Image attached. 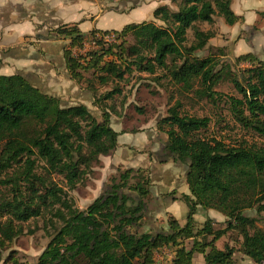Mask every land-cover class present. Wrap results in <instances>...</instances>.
<instances>
[{"label":"trees","instance_id":"trees-1","mask_svg":"<svg viewBox=\"0 0 264 264\" xmlns=\"http://www.w3.org/2000/svg\"><path fill=\"white\" fill-rule=\"evenodd\" d=\"M233 1L171 0L177 10L161 5L153 12L163 26L131 23L120 31L87 34L79 23L52 29L57 37L70 39V46L97 32L117 33L119 43L87 59L73 57L67 48L64 52L71 79L92 94L100 118L86 104L62 106L59 98L21 74L0 75V263L12 259H4L3 253L27 233L26 225L42 221L50 241L35 264H155L154 254L164 246L176 248L173 264H194L196 254L204 256L205 264H237V255L264 264V227L245 214L264 211V62L252 53L238 56V64L251 66L240 76L222 59L226 46L214 49L219 58L197 56L220 35L202 24L215 25L216 17L228 26L242 22ZM189 31L194 37L190 45ZM127 37L133 43L124 47ZM134 72L154 76L155 82L167 79L174 88L167 115L157 123L158 132L167 136L159 163L171 159L188 168L190 194L180 197L188 208L186 224L169 216L168 229L156 233L138 231L151 198L148 169L120 167L85 210L70 195L94 173L102 156L117 149L118 137L125 132H118L112 119L124 116L128 97L119 85L106 93L102 87L124 82ZM223 81L241 95L226 98L231 115L258 142L204 137L211 119L184 112L183 100L217 106L225 98L216 91ZM199 208L220 213L225 218L222 227L211 218L198 223ZM206 236L211 240L202 243ZM220 240L222 249L217 246Z\"/></svg>","mask_w":264,"mask_h":264},{"label":"crops","instance_id":"crops-1","mask_svg":"<svg viewBox=\"0 0 264 264\" xmlns=\"http://www.w3.org/2000/svg\"><path fill=\"white\" fill-rule=\"evenodd\" d=\"M138 3L139 0L130 4L127 1H119L115 6L104 10L102 3L97 0H0V75L21 74L33 86L59 98L62 103L70 98L74 101L70 102L73 105L86 104L90 109L95 108L92 94L81 90L70 77L64 55L65 41L58 39L50 31L73 23H79L85 34L92 30L119 31L127 24L138 23L145 16L129 14L140 8ZM232 9L243 20L229 26L230 30L234 31L231 37L226 36V44L220 47L233 42L236 57L252 53L264 62V15H261L264 13V0H234ZM153 11L152 6L148 13ZM115 22L118 26L111 27L110 24ZM215 39L217 37L210 41V45ZM115 129L125 132L118 137L117 149L102 158H113L118 167L121 165L123 168L148 169L152 181L151 196L158 205L153 217L155 225L157 220L162 221L161 224L158 223V227L166 229L167 218L173 216L184 226L188 212L185 209L188 208L179 195H189L190 190L186 174L182 173L183 165L173 161L159 164L155 155L150 157V152L147 151L159 136L157 127ZM138 135L146 136V139L137 141ZM132 136L135 137L136 144L129 140ZM166 141L167 138L162 145H165ZM153 152L151 150V153ZM173 192L175 199L164 201L165 197L162 195L167 196ZM204 212L216 223L220 224L225 220L217 211L198 209V213ZM151 229L146 226L145 231ZM197 255L201 254L194 256L193 263L205 264V260L195 262Z\"/></svg>","mask_w":264,"mask_h":264},{"label":"rangeland","instance_id":"rangeland-1","mask_svg":"<svg viewBox=\"0 0 264 264\" xmlns=\"http://www.w3.org/2000/svg\"><path fill=\"white\" fill-rule=\"evenodd\" d=\"M102 3L103 9H109L112 6H115L116 3L119 1H127V3L136 2L137 0H97ZM140 8L132 11L129 13L130 15L132 13H135L134 16L143 14V18L138 21V23L141 22H155L159 26H163V23L159 22L158 20H155L153 17V13H148V10L150 11L152 9V6L154 10L161 6V5H168L174 10H177V8L171 3V0H139ZM148 9V10H147ZM154 12V11H153ZM215 25H209V24H202L201 27L205 30L208 29H214L217 30L220 34L217 39H215L211 44L212 47L207 48L206 50L200 52L197 54L200 58H205L210 55L215 54L217 58H219L222 55H219V53L214 50L216 47H220L224 44H226V36L229 38L231 37V34L234 30H230L231 28L229 26H226L224 21L216 17ZM127 24V23H126ZM71 25V24H69ZM111 27L118 26L115 23L110 24ZM126 26V25H125ZM120 31V30H119ZM238 33V30H236ZM87 34V33H86ZM32 38V37H31ZM29 38V39H31ZM58 39L65 41V48L68 49L70 46V39L66 38H60ZM193 33L191 31L188 32V45H190L193 41ZM119 39H117V43H119ZM133 43V40L131 37H127L125 41V46L128 47ZM234 50V44L233 42H230L226 46V54L222 58L223 61L231 63L232 71L234 73H237L240 75V71L243 69L250 68V63H241L238 64L236 62V55L233 52ZM125 54V53H124ZM109 59V58H108ZM127 59L126 55L124 56V60ZM161 72H159L160 74ZM241 76V75H240ZM127 80L124 82H115L109 85V88L102 87V93H106V91L115 88L117 85L122 88L124 95L128 97L127 101V108H126V114H124L123 117H113L112 122L113 126L119 130H131L130 128L133 127L136 129V127H157L158 122L167 115L168 107L172 104V102L168 101V98L170 96V92L174 88L169 85V82L167 79H162L161 82H155L153 79L154 76H150L146 73H139L134 72L132 75H127ZM81 89V88H80ZM82 90V89H81ZM216 91L219 93H222L225 95V98L217 104V106L212 105L210 102L203 101L199 103L198 105H191L188 101L183 100L185 103L184 112L186 114H190L192 116H201V117H209L211 119L210 127L206 131L202 132V136L204 137H218L219 139H223L226 143H236L241 142L243 140L248 141L249 144L254 143V141L258 142V139L256 136L248 130H244L242 127L236 123L233 116L231 115V112L229 110V105L227 104V99L230 96L240 98L241 95L238 93V91L235 89L234 85L229 81H223L219 84V86L216 88ZM68 99V98H67ZM122 98L120 100L118 99L116 101L117 104H120ZM74 102L72 99L64 100L62 103V106H72L70 102ZM137 107H140L142 110V113L137 110ZM94 116L97 118H100L99 111L95 110V108L91 109ZM124 111V112H125ZM123 112V113H124ZM158 135L155 139V142L148 147L147 151L150 152V154H154L156 157L157 162L161 158H163V149L164 144L162 145V142L164 143V140H166L167 136L163 133L158 132ZM134 136L132 138H129V140L134 141L133 144H136V140H134ZM137 141L140 139H146V136L138 135ZM260 141V140H259ZM151 150L154 151L151 153ZM113 158H100V162L94 166V173L86 178V181L84 184H80L75 191L70 193V195L75 199L76 205L81 209L85 210L95 199L100 197L104 190L106 189V185L109 184V179L113 175H117L118 169L123 168L121 165L119 167L115 162L112 160ZM171 159L168 161L170 162ZM162 164V163H159ZM183 165L182 173L185 175L187 171V166ZM121 167V168H120ZM127 169V168H124ZM137 169V168H136ZM139 169V168H138ZM186 177V175H185ZM170 196V197H169ZM180 197L182 196L179 195ZM164 201L173 199L174 195L170 194L167 196H163ZM153 197L149 200H147V206L144 212V218L142 220V226L140 229L138 228V231L145 230L146 226L147 228H152L151 231L156 233L163 229V227H158V223L161 224L162 221H158V223L155 225L156 221L153 220V217L155 216V212L158 210V205L155 201H153ZM188 211V209H185ZM205 211V210H204ZM184 212H182L183 215ZM245 214L249 217L257 218L259 219V225L261 227H264V211L259 212L258 210H248L245 212ZM167 216V215H166ZM197 221L198 223L204 222L206 219H208L207 214L197 213ZM169 220V218H167ZM167 220V222H168ZM183 220H185L183 218ZM166 222V223H167ZM168 224V223H167ZM216 224L217 227L221 226L222 223ZM167 225L164 227L166 228ZM169 227V226H168ZM26 234L19 237L14 241V243L11 245L10 249L3 253L4 259H7L9 256H12V259L7 262L3 263V261L0 264H15L14 260L16 261V264H35L37 262L38 257L41 255V253L45 250L47 247V244L50 241V238L47 236V233L43 230V222L38 221L37 223L30 222L28 226L26 225ZM34 230V233H29V230ZM166 228L165 230H167ZM236 237V236H235ZM211 240V237H202V243H206ZM188 246L190 247L192 241L186 242ZM223 241H219L217 243V246L222 249L223 248ZM234 244H236L234 242ZM238 247V245H237ZM175 258V257H174ZM237 264H253V262L247 260V258L241 259L239 255L236 256ZM246 259V260H245ZM204 257L201 255L196 256L195 262H203Z\"/></svg>","mask_w":264,"mask_h":264},{"label":"built area","instance_id":"built-area-1","mask_svg":"<svg viewBox=\"0 0 264 264\" xmlns=\"http://www.w3.org/2000/svg\"><path fill=\"white\" fill-rule=\"evenodd\" d=\"M118 35L115 32L110 33H95L87 36L80 45L69 46L68 50L75 58L87 59L91 53L100 51L103 48L117 42ZM176 256V248L164 246L154 254L155 264H173V259Z\"/></svg>","mask_w":264,"mask_h":264}]
</instances>
